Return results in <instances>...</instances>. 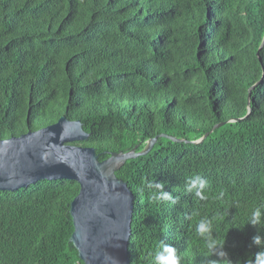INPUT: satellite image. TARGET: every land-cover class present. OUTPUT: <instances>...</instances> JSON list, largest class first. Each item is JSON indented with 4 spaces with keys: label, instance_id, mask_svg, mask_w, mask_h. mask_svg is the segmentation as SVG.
Returning <instances> with one entry per match:
<instances>
[{
    "label": "trees",
    "instance_id": "obj_1",
    "mask_svg": "<svg viewBox=\"0 0 264 264\" xmlns=\"http://www.w3.org/2000/svg\"><path fill=\"white\" fill-rule=\"evenodd\" d=\"M263 38L264 0H0V138L64 114L102 160L157 136L115 171L133 192L129 264H156L167 245L181 264H264V223H248L256 208L264 220ZM197 176L206 199L187 190ZM79 188L0 189V264H82L69 241Z\"/></svg>",
    "mask_w": 264,
    "mask_h": 264
},
{
    "label": "water",
    "instance_id": "obj_2",
    "mask_svg": "<svg viewBox=\"0 0 264 264\" xmlns=\"http://www.w3.org/2000/svg\"><path fill=\"white\" fill-rule=\"evenodd\" d=\"M207 134L185 141L198 142ZM159 135L183 140L167 133ZM88 136L79 119L62 114L47 126L0 138V189L15 190L41 179L76 180L80 188L69 203L73 224L69 241L82 264H129L133 192L115 171L127 159L147 153L157 136L140 151H113L102 160L94 147L73 143Z\"/></svg>",
    "mask_w": 264,
    "mask_h": 264
},
{
    "label": "clouds",
    "instance_id": "obj_3",
    "mask_svg": "<svg viewBox=\"0 0 264 264\" xmlns=\"http://www.w3.org/2000/svg\"><path fill=\"white\" fill-rule=\"evenodd\" d=\"M195 141V140H194ZM154 186L160 189L159 193L154 195V199L156 200H169L171 199L170 194L167 191H164V184L162 182H154ZM207 186V181L203 178L197 176L189 180L187 185L188 191H195V194L200 197L201 199H206V196L203 194V189ZM149 187H153L152 184ZM249 224L253 226H258L264 223L262 220V211L260 208H256L252 213L248 221ZM197 231L205 236L206 240L208 241V248L213 254L226 256V252L223 251V245H220L211 238V226L208 221L202 220L200 224L197 226ZM252 243L260 248L264 249V237L260 234H257L252 237ZM220 249L219 252L216 250ZM258 257L264 258V251L257 252L256 254ZM156 264H181V257L177 255L176 249L173 246L167 245L163 247V250L157 252L155 256Z\"/></svg>",
    "mask_w": 264,
    "mask_h": 264
}]
</instances>
